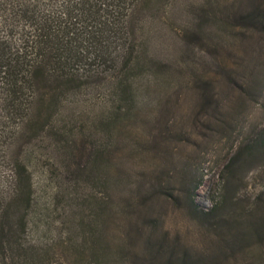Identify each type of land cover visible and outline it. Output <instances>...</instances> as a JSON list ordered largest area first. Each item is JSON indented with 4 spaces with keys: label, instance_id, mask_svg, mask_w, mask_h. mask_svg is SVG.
<instances>
[{
    "label": "trees",
    "instance_id": "16d2710c",
    "mask_svg": "<svg viewBox=\"0 0 264 264\" xmlns=\"http://www.w3.org/2000/svg\"><path fill=\"white\" fill-rule=\"evenodd\" d=\"M160 1L0 0V165L7 169L0 175V264H52L56 245L74 264H206L175 238L140 230L131 218L140 200L137 179L146 175L138 166L128 171L123 151L147 148L145 126L157 116L175 76L167 62L147 54L136 33L143 7ZM253 11L237 15L238 21L264 29V19ZM73 97L82 99L83 112L86 99L104 102L76 132L66 118L75 111L62 108ZM136 122L142 136L130 132L129 123ZM42 128L49 138L44 180L51 191L45 200L60 213V244L21 239L28 226L47 229L48 213L38 211L47 207L34 195L18 142ZM254 149H264V134L242 150ZM254 205L251 212L228 215L217 213L216 201L190 210L205 229L230 237L229 257L237 252L243 264H264V183ZM238 218L245 221L241 229ZM111 223L121 230L118 240Z\"/></svg>",
    "mask_w": 264,
    "mask_h": 264
},
{
    "label": "rangeland",
    "instance_id": "374dc122",
    "mask_svg": "<svg viewBox=\"0 0 264 264\" xmlns=\"http://www.w3.org/2000/svg\"><path fill=\"white\" fill-rule=\"evenodd\" d=\"M247 9L264 19V0H161L143 7L136 28L147 54L167 62L175 76L157 116L145 126L150 129L147 148L123 151L128 171L138 166L146 175L137 179L135 193L140 200L131 218L140 230L175 238L206 264H243L244 259L237 252L229 257L230 237L205 229V223L191 213L192 204L207 209L216 201L220 215L251 212L264 183V149L242 150L264 134V29L251 26L249 20L238 21L237 15ZM81 101L79 97L62 101V108L75 111L66 117L73 132L104 105L101 98L86 99L83 112ZM151 103L146 101V110ZM128 126L133 134L143 135L139 122ZM43 129L18 142L25 148L34 195L47 207L38 209L48 213L47 229L37 232L28 226L21 239L60 244L61 238H56L62 230L57 223L60 213L45 200L51 188L44 180L48 159L44 146L49 138ZM5 170L0 165V175ZM113 223L108 228L118 240L122 233ZM248 244L252 246V240ZM56 246H51L57 251L50 256L51 263L74 264Z\"/></svg>",
    "mask_w": 264,
    "mask_h": 264
}]
</instances>
